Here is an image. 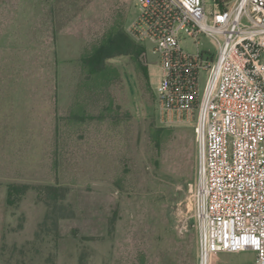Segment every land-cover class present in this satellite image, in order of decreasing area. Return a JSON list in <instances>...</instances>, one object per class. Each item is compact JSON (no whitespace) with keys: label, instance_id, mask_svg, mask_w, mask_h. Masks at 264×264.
<instances>
[{"label":"rangeland","instance_id":"rangeland-1","mask_svg":"<svg viewBox=\"0 0 264 264\" xmlns=\"http://www.w3.org/2000/svg\"><path fill=\"white\" fill-rule=\"evenodd\" d=\"M137 1L0 0V264H198L196 117L159 116Z\"/></svg>","mask_w":264,"mask_h":264},{"label":"built area","instance_id":"built-area-1","mask_svg":"<svg viewBox=\"0 0 264 264\" xmlns=\"http://www.w3.org/2000/svg\"><path fill=\"white\" fill-rule=\"evenodd\" d=\"M136 30L154 44L162 121L196 117L197 180L188 206L198 264L252 251L264 264V0H138ZM201 36L217 52L191 53ZM202 73H207L202 89Z\"/></svg>","mask_w":264,"mask_h":264},{"label":"trees","instance_id":"trees-1","mask_svg":"<svg viewBox=\"0 0 264 264\" xmlns=\"http://www.w3.org/2000/svg\"><path fill=\"white\" fill-rule=\"evenodd\" d=\"M116 45L117 44H115V41H113L112 42V44H110L108 47L106 46V47H104L103 48V50H101V51H99L97 54H96V56H94L93 58H91L90 60H89V65L93 68V70L94 71H99V69L97 70V66H98V64H96L97 63V57L98 58H103L104 57V54H105V58H108V57H110V51H111V48L112 47H116ZM101 56H103V57H101ZM18 189H20L21 191H23L24 192V189L26 190V187H14V186H11L10 187V191H9V196L11 197V196H13V194L15 195V194H17L16 193V190H18ZM55 191H58V190H56V189H54ZM11 201V200H10Z\"/></svg>","mask_w":264,"mask_h":264}]
</instances>
